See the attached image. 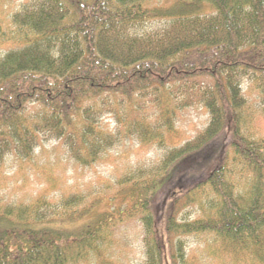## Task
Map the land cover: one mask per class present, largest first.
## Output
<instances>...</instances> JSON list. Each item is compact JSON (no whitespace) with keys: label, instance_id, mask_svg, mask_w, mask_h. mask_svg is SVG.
Instances as JSON below:
<instances>
[{"label":"trees","instance_id":"16d2710c","mask_svg":"<svg viewBox=\"0 0 264 264\" xmlns=\"http://www.w3.org/2000/svg\"><path fill=\"white\" fill-rule=\"evenodd\" d=\"M149 2L28 0L11 18L20 43L0 27V164L11 154L32 159L45 138L78 165L97 161L122 133L97 121L100 101L119 111L125 104L141 131L162 119L169 138L179 137L173 94L209 115L139 179L123 176L112 207L49 223L24 220L26 207L0 206V264H116L114 232L125 223L141 226L144 264H203L186 246L189 236L204 237L206 259L223 252L234 264H264V137L244 130L250 103L242 84L252 81L264 111V0H175L159 14L164 27L139 33L158 10ZM146 96L160 112L154 120L140 114ZM203 199L208 208L180 221V205Z\"/></svg>","mask_w":264,"mask_h":264},{"label":"rangeland","instance_id":"374dc122","mask_svg":"<svg viewBox=\"0 0 264 264\" xmlns=\"http://www.w3.org/2000/svg\"><path fill=\"white\" fill-rule=\"evenodd\" d=\"M27 2L28 0H0V27L5 33V39L12 38L14 42L19 40L21 34L11 24V18ZM174 3L175 0H150L149 9L158 10H154L152 17L138 26L137 31L144 33L164 27L166 21L159 14ZM5 53L6 48L0 47V55ZM242 84L250 103L244 130L250 138L264 137V111L259 93L251 88L252 81L249 78L243 80ZM187 100L188 96L180 93L173 94L169 100L168 107L176 111L175 128L179 136L172 138L163 130L162 119L148 131H141L138 126L139 116H130L125 104L119 111L112 101L111 104L104 102L106 106L103 101L98 102L97 121L109 132L120 129V142L107 147L97 161L86 166L73 162L65 146L59 141L47 138L30 160H23L14 154L8 155L0 164V206L10 204L26 207L28 211L22 216L24 220L49 223L79 216L87 209L103 210L108 206L112 207L119 202L113 197L120 189L118 182L123 176L130 175L133 179H139L140 171L158 165L172 142L180 143L182 139L185 141L192 138L207 124V112L200 105L187 104ZM141 102L146 108V111L140 110L142 117L154 120L150 118L153 114L160 115L158 109L153 108L155 106L151 97H143ZM124 123L127 128L121 127ZM143 138L150 140V144L142 143ZM234 169L239 176L242 175L240 167L234 166ZM161 183L158 181L156 187L161 186ZM73 195L78 197L77 202L67 205L66 200ZM40 197L45 200L44 204L36 203V199ZM209 204L207 199H203L198 206L180 205L178 218L180 221L192 219L200 208H208ZM13 219L19 220V217L15 216ZM77 227L79 224L72 226L73 229ZM140 229V225L128 223L116 229L110 252V258L116 264H144L142 246L137 235ZM184 241L200 263L234 264V260L223 252H219L218 258L210 256V259H206L209 248L203 236L185 237Z\"/></svg>","mask_w":264,"mask_h":264}]
</instances>
